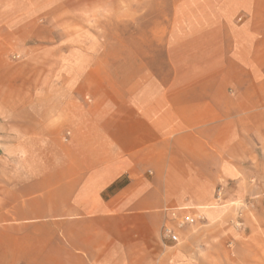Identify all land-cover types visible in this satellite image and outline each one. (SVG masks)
<instances>
[{
  "label": "crops",
  "instance_id": "obj_1",
  "mask_svg": "<svg viewBox=\"0 0 264 264\" xmlns=\"http://www.w3.org/2000/svg\"><path fill=\"white\" fill-rule=\"evenodd\" d=\"M16 1L0 0V124L2 108L16 107L10 59L32 39L17 14L32 8ZM151 3L169 12L159 33L138 35L114 67L80 53L72 109L55 125L42 114L25 120L27 154L54 152L44 135L66 134L69 146L56 162L24 163L39 177L9 180L23 193L0 197L24 239L10 243L8 264H208L193 259L199 238L208 256V230L178 228L171 214L217 219V188L240 181L244 156L258 168L250 141L264 124V0ZM164 227L187 242L164 238ZM253 230L261 237L233 243L232 264H264V226Z\"/></svg>",
  "mask_w": 264,
  "mask_h": 264
},
{
  "label": "rangeland",
  "instance_id": "obj_2",
  "mask_svg": "<svg viewBox=\"0 0 264 264\" xmlns=\"http://www.w3.org/2000/svg\"><path fill=\"white\" fill-rule=\"evenodd\" d=\"M16 2L18 6L20 0ZM25 2H29L32 9L26 12L18 10V20H21L19 25L26 24L27 32L31 29L32 39L28 40L26 45L18 43V58L10 59L16 63L14 81L12 80L14 90L10 91L11 98L14 97L16 100V107L2 108L1 199L14 194L15 191L18 195L23 193L21 187L10 188L9 180L39 177L38 170L26 171L24 163L34 165L42 161L56 162L55 150L58 148L64 150L69 146L66 134L50 135L49 139L44 135L40 141L45 146L49 140L52 146L49 150L54 151L52 155L27 154L25 144L32 142V139L31 132L26 131L24 122L32 115L42 114L49 117L51 125H55L72 109L66 104L69 102L66 94L71 95L76 85V61L78 67L84 64L80 53L86 52L93 57L101 58L98 59L97 65H104L105 58L109 59L112 67L120 65L121 58L126 56L123 54L124 51L136 50L137 36L159 33V29L162 28L159 27L160 21L166 23L169 14L168 10L153 9L152 0H25ZM9 76H4L2 81L7 82ZM5 115L7 118H4ZM8 122L13 123L11 133L8 131ZM250 142L251 145L255 143L253 145L257 147L258 168L256 171L248 168V156H244L243 167L246 169L238 172L240 181L235 185L217 188V193L220 191L219 195L217 194L218 200L211 204L214 209L210 210L220 211V216L217 219L213 216L208 219L200 211L183 212L193 218L194 223L182 228H188L198 234L200 230H208L209 243L207 248L204 246L208 249V256L205 257L201 253L202 240L199 238L195 242L197 246L193 247V259L205 258L208 264H232L233 243L237 240L249 242L251 237L256 239L257 235L253 229L264 226L263 122L261 127L258 124L257 138L251 139ZM255 208L257 214L254 215ZM0 210V264H8L10 243L11 246L16 242L23 245L24 239L16 240L14 231L10 229L8 222L12 221V218L9 216L8 203L0 202ZM13 216L15 218L22 215L17 209ZM258 233L260 231L256 234ZM251 234L254 235L250 237ZM261 234L264 238V231H261ZM186 238L180 237L176 244H185Z\"/></svg>",
  "mask_w": 264,
  "mask_h": 264
},
{
  "label": "built area",
  "instance_id": "obj_3",
  "mask_svg": "<svg viewBox=\"0 0 264 264\" xmlns=\"http://www.w3.org/2000/svg\"><path fill=\"white\" fill-rule=\"evenodd\" d=\"M171 218L175 221V224L178 228L192 225L194 223V219L190 218L186 214L179 216L176 212H173L171 214ZM162 235L164 238H168L172 242L177 243V237L171 233L170 229L164 227L162 230Z\"/></svg>",
  "mask_w": 264,
  "mask_h": 264
}]
</instances>
